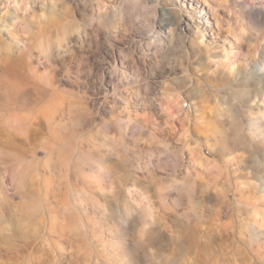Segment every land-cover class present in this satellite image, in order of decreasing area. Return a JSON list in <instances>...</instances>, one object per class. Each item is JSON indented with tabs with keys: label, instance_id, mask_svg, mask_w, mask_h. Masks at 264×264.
<instances>
[{
	"label": "rangeland",
	"instance_id": "374dc122",
	"mask_svg": "<svg viewBox=\"0 0 264 264\" xmlns=\"http://www.w3.org/2000/svg\"><path fill=\"white\" fill-rule=\"evenodd\" d=\"M168 7L179 17L183 47L153 48L150 60L133 46L141 72L155 62L152 77L118 124H105L110 96L85 126L69 117L64 99L75 77L57 80L56 61L49 79L39 53L25 50L39 6L0 0V264H264V0ZM237 19L250 33L243 43L230 34L239 31ZM112 43L104 46L101 34L100 46L74 48L84 60L80 79L102 72L109 93L117 84L112 66L131 64L128 42ZM10 57L21 64L12 67ZM123 106L122 96L115 108ZM149 113L155 120L138 133L129 115ZM118 131L154 132L140 161L153 166L148 191L144 171L135 170V185L116 179L124 169L105 137Z\"/></svg>",
	"mask_w": 264,
	"mask_h": 264
},
{
	"label": "clouds",
	"instance_id": "9594fccd",
	"mask_svg": "<svg viewBox=\"0 0 264 264\" xmlns=\"http://www.w3.org/2000/svg\"><path fill=\"white\" fill-rule=\"evenodd\" d=\"M176 3L177 0H33V4L38 5L40 11L31 17L30 22L33 24V30L24 33L29 37L26 42L28 47L25 50L31 48L39 53L40 65L47 66L52 73L49 79H52L58 70L56 61H59V71H61L57 80L75 77L73 79L74 89L64 94L66 103L71 106L68 113L70 118L78 117L85 121V126H87L91 123L89 118L93 116L94 112L98 114L97 102L107 104L111 96L113 98L112 117L105 124L111 125L114 122L118 124L119 118L129 112L128 104L132 102L133 95L139 98L143 80L151 78L153 70L156 68V64L153 62L151 66L145 67L141 72L135 60L132 59L133 46L141 52L143 57L150 60L153 59V48H156L158 52L161 47L173 42H177L179 47H183L182 41L186 37L180 35L183 29L180 28L179 17L173 19L175 14L168 7V5ZM227 4L228 0H222V6L227 7ZM89 9L91 15L88 14ZM77 13L80 14L79 19H77ZM236 24L239 31L233 30L230 34L237 38L238 43H243L245 37H248L250 33L239 19ZM89 32L91 35H88ZM101 34H103V45L108 49L112 48V42L115 40L128 42L126 47L129 54L125 56V59L130 60L131 64L121 70L112 66V74L117 78V84L112 93H109L103 86L102 72L93 79L89 70L84 74L86 79H80V65L84 60L83 57L78 58L74 51V48L84 49L85 45L89 48L92 44L100 46ZM72 35L78 37L75 45L70 43ZM261 42L264 43V40ZM53 49L58 50V54L55 56L52 55ZM65 58L70 59L66 60ZM101 90L103 91L102 96L100 95ZM89 91L93 93L92 96L88 95ZM125 93L128 95L125 96ZM122 96L124 97V106L117 111L115 103ZM154 99L158 103L162 102L159 96ZM89 103L92 104V108H89ZM147 115V119L137 117L135 121L129 115V121L137 125L138 133L146 132L148 124L155 120V117L150 113ZM139 120H143V123H137ZM92 127H95V124H92ZM157 130L162 131V129ZM83 135L84 133L81 134L82 137ZM92 136L91 129H89L87 138L91 140ZM153 136L154 132H150L147 138L141 135L128 137L126 132L118 131L115 135L105 137V140L113 142V151L117 153L115 163L124 169L123 172L117 173L116 179L122 178L126 182L131 180L135 185L141 182L135 176V170H140L147 173L145 179L148 182L143 185L144 191H148L156 183L153 171L148 170L153 168L150 161H145L144 167L140 168L141 157L148 153L150 145L154 142ZM142 145L144 147H141ZM262 182H264V177H262ZM127 191L130 196L136 194L135 187L127 189ZM185 264H191V261H186Z\"/></svg>",
	"mask_w": 264,
	"mask_h": 264
},
{
	"label": "bare ground",
	"instance_id": "6f19581e",
	"mask_svg": "<svg viewBox=\"0 0 264 264\" xmlns=\"http://www.w3.org/2000/svg\"><path fill=\"white\" fill-rule=\"evenodd\" d=\"M12 57H10V58H7L5 61H7V62H11V66L12 67H17L19 64H21V61L19 60V59H11ZM24 74H26V73H24Z\"/></svg>",
	"mask_w": 264,
	"mask_h": 264
}]
</instances>
